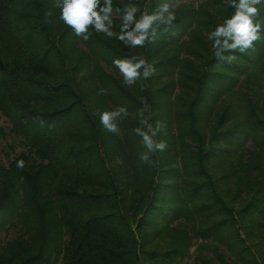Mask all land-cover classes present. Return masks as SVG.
<instances>
[{
  "label": "trees",
  "instance_id": "obj_1",
  "mask_svg": "<svg viewBox=\"0 0 264 264\" xmlns=\"http://www.w3.org/2000/svg\"><path fill=\"white\" fill-rule=\"evenodd\" d=\"M128 3L175 20L133 49L115 11L117 35L85 41L54 0H0V264H184L193 247V264H264V0L261 39L231 62L208 40L228 0L113 7ZM133 55L156 72L129 87L113 60ZM145 104L167 144L152 164L134 132ZM118 106L114 134L100 113Z\"/></svg>",
  "mask_w": 264,
  "mask_h": 264
},
{
  "label": "clouds",
  "instance_id": "obj_2",
  "mask_svg": "<svg viewBox=\"0 0 264 264\" xmlns=\"http://www.w3.org/2000/svg\"><path fill=\"white\" fill-rule=\"evenodd\" d=\"M230 6L235 9L234 14L218 24L213 31L208 34V40L212 41L215 49V57L221 61L231 62L234 55H225L254 48V42L261 39V24L254 23L258 19L260 10L256 7L262 0H228ZM53 7L60 10L59 19L67 24L76 36L82 37L85 41L90 39L89 27L96 32L105 34L111 38L117 35L112 31L114 27L113 12L116 19L120 21V32L117 35L126 47H144L146 43H153L158 38L155 25L166 24L170 26L175 20V15L171 10L174 5L164 3L156 11L149 14L141 13L138 6L128 3L123 7H113V0H54ZM48 16L51 13L47 14ZM167 31V29H165ZM113 64L119 69L123 76V83L131 87L138 79H148L156 72L155 67L148 63L146 59L136 55L123 59H114ZM101 95L106 94V90L101 89ZM150 111V106L145 104L140 112V125L134 132L141 137L142 144L146 151L141 154L140 160L144 163L152 164L151 154L162 152L167 144L163 140L155 139L162 131V122L157 121L155 126L144 117L143 113ZM127 116V108L118 106L112 111L100 113V123L103 127L114 134L119 133L117 122ZM39 119V118H38ZM43 123V121H41ZM18 168L24 167L23 161L17 162Z\"/></svg>",
  "mask_w": 264,
  "mask_h": 264
},
{
  "label": "rangeland",
  "instance_id": "obj_3",
  "mask_svg": "<svg viewBox=\"0 0 264 264\" xmlns=\"http://www.w3.org/2000/svg\"><path fill=\"white\" fill-rule=\"evenodd\" d=\"M5 125H6V123H5L4 119L1 118L0 119V127H6ZM10 142H11L10 138H7L5 140L0 139V159H2L3 162H6V157L4 156V154L5 153L10 154L11 153V149L8 147ZM18 151H19V149H16V152H18ZM12 236H13L12 231L9 233L8 236L6 235L7 238H11ZM194 242H197V244H198L200 241L193 240V243ZM194 250H195V247L190 249L189 257L187 259H185L184 264H193V262H194L193 259L196 256V252H194ZM210 250H211L210 248L205 249L203 251V253L206 255H208V254L211 255L212 252Z\"/></svg>",
  "mask_w": 264,
  "mask_h": 264
}]
</instances>
